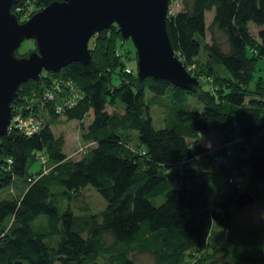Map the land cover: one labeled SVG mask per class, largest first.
<instances>
[{"label":"trees","instance_id":"16d2710c","mask_svg":"<svg viewBox=\"0 0 264 264\" xmlns=\"http://www.w3.org/2000/svg\"><path fill=\"white\" fill-rule=\"evenodd\" d=\"M56 1L64 0H18L12 11L23 22L26 4L41 11ZM179 1L167 29L178 58L200 79L198 92L152 77L141 82L130 64L137 50L115 24L93 36L90 64L43 71L40 82L20 85L13 114L21 107L42 127L32 135L14 127L0 138V264H143L138 254L154 264H264V223L233 215L241 209L237 177L247 175L255 199L264 188V79H256L264 0ZM192 97L200 111L189 108ZM65 98L74 100L59 111ZM154 107L165 127H155ZM63 121L80 125V158L69 157L65 137L53 131ZM213 133L224 151L202 143ZM217 157L235 178L213 203ZM88 186L107 206L77 214L68 200Z\"/></svg>","mask_w":264,"mask_h":264},{"label":"water","instance_id":"95a60500","mask_svg":"<svg viewBox=\"0 0 264 264\" xmlns=\"http://www.w3.org/2000/svg\"><path fill=\"white\" fill-rule=\"evenodd\" d=\"M17 1L0 0V138L11 125L20 85L40 82L43 71L59 73L73 62L90 64L91 39L114 24L137 50L141 82L152 77L198 92L200 79L187 71L169 37L171 0L56 1L23 22L12 11ZM25 40L36 48L18 55ZM254 201L253 194L245 191L235 204L244 208Z\"/></svg>","mask_w":264,"mask_h":264},{"label":"rangeland","instance_id":"374dc122","mask_svg":"<svg viewBox=\"0 0 264 264\" xmlns=\"http://www.w3.org/2000/svg\"><path fill=\"white\" fill-rule=\"evenodd\" d=\"M181 6H182L181 1L175 0L170 9L172 11H178L179 9H181L180 8ZM23 8H24L23 16L26 17V20L28 18H30V16H32L33 14L38 12L37 9H35V8H33L27 4ZM207 17H208V21H210L211 15L210 14L207 15ZM207 39H208V41H210V39H211L210 34H208ZM125 43H126L127 47L130 46L131 51L135 55L136 48H135L132 40L126 41ZM34 45H35L34 42L29 41V40H25L19 48V53L24 55V54L32 51V49L34 48ZM33 50H35V49H33ZM130 56H132V53L130 54ZM130 64L133 67L137 68V61L136 60L132 59L130 61ZM258 66H259V68H261V70L258 73H256V79L258 77H262L264 79V60H260ZM203 85L207 86L209 84L206 83L205 80H203ZM189 108L193 109V110H199L200 111L202 109V105L199 102H197L196 98L194 97L189 102ZM109 110L112 111L113 108H110ZM21 111H22L21 107L17 108L14 111L13 116L15 118L22 117V116H19L22 113ZM151 111H152L151 115H152L155 127L156 128L165 127L164 115L162 113L161 108L160 107H154V108H152ZM28 112H26V113H28ZM29 115H30V113H29ZM29 115H26L25 113H23V116L28 119L26 121L27 128H30V120L29 119H30L31 115L30 116ZM53 131L57 136L63 135L65 137V140H66L65 152L69 155V157H71V158H73V156H74V158H80L81 157L82 153H84V151L86 149L85 148L81 149V147L83 145V142L81 139V128H80V125L76 121L66 122V123L63 121L59 124L53 125ZM220 140H221V136L219 134H216V133H213L210 135H203L201 137V141L204 144V146L206 148H208L210 150H214V151L215 150L216 151H218V150L224 151L226 149V148H224V146H222L220 144ZM234 148H235V146L234 147L231 146L229 148V150L233 151ZM221 163H222V161L219 159V157H217L216 162L211 164V170L213 171L214 175H213L211 183H210L211 188H210L209 196H210V199L213 203L221 201L222 195L227 193L229 188H230V185L228 182L234 181V178H235V176H234L231 179H229V176L222 172V170L219 167V165ZM35 167L36 168L34 170H38L40 168V165H36ZM243 179L245 181H243ZM243 179L241 177H237V181L234 182V183H237L236 186H238V188H240L239 194H241L242 192L248 191L247 186H246V185H248L247 175H245V177H243ZM241 183L243 184V188L241 187ZM241 188H242V191H241ZM14 191L16 192L15 189H14ZM248 192H250V191H248ZM257 192H259V197L257 199L254 198V200H255L254 203H252L251 205L246 206L244 208H241L239 211H237V210L233 211L234 212L233 215H234L236 220H239L241 223H245V224L246 223H256L257 225H262V223H264V198H262V199L260 198L261 193H263V195H264V188H262L261 186L258 187ZM250 193H252V192H250ZM76 198L77 197H74L68 201H72V202H70V205H71L73 211L76 212L77 214H82V213H86V212H88V213H91V212L99 213L107 206L106 200L91 186H88V187H86V189H84L82 197H80L81 199L77 200ZM215 223H216V226L221 227L218 225L217 222H215ZM218 227H215L213 229L215 236H219V235H216ZM137 259L143 264H154L151 256L146 255V254H140V255L138 254ZM223 264H234V263L229 262V261H225Z\"/></svg>","mask_w":264,"mask_h":264},{"label":"built area","instance_id":"2783aa9c","mask_svg":"<svg viewBox=\"0 0 264 264\" xmlns=\"http://www.w3.org/2000/svg\"><path fill=\"white\" fill-rule=\"evenodd\" d=\"M70 89H72V88L70 87ZM47 97L49 98V100H53L55 97V94L54 93H48ZM73 100L74 99H67L66 100V98H65L64 103L57 107L58 110L59 111L63 110V106H65L69 102L72 103ZM30 115H31V117L29 119L30 120V128H27V124H26V121L28 119L23 116V113H21L19 116H22L23 118L22 117L15 118L13 116L9 130L14 128V127H17V129L21 130L26 135H32V134L38 132L39 128L42 127L41 119L37 118V116L34 115L33 113H30Z\"/></svg>","mask_w":264,"mask_h":264}]
</instances>
